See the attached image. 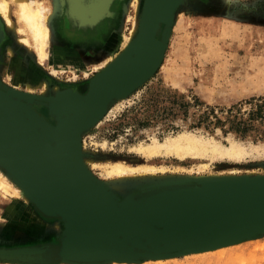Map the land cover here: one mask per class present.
<instances>
[{
    "label": "rangeland",
    "instance_id": "rangeland-1",
    "mask_svg": "<svg viewBox=\"0 0 264 264\" xmlns=\"http://www.w3.org/2000/svg\"><path fill=\"white\" fill-rule=\"evenodd\" d=\"M39 1L46 7V13H50L48 22L52 28L54 22L62 18L57 1ZM69 1L68 18L78 23L75 25L79 30L95 28L89 33L99 40V30H104L110 22L116 20L113 22L116 28L108 39L100 38L93 44H80L78 40L63 43L52 38L47 47L48 56L43 61L33 50L18 44L19 35L9 30L11 40L18 45L17 56H31L35 62L32 78L25 71L34 82L30 86L32 92L24 85L18 91L47 98L55 96L49 88L60 86L62 90L86 94L90 80L97 77V69L103 62L114 54L118 56L117 49L126 48L128 39L123 38L131 34L132 18L138 16L133 6L136 0H98V4L95 3L97 0H80L78 4L81 2L82 7L78 6L77 10L73 8L77 0ZM144 3L145 0H139V10H143ZM90 6H100L101 14L94 16L88 12ZM12 17L17 23L15 6H12ZM17 74L21 76L22 73ZM0 82L11 88L9 73L1 72ZM45 83L48 85H43ZM176 93L190 103L185 115L146 120L155 109L148 106V100L151 99V104L152 99L160 100L161 106L171 107L170 101ZM196 98L200 102L196 103ZM206 105L223 109L239 106L241 116L250 124L246 134L242 136L226 130L228 125L194 127L196 113L204 110ZM45 111L47 114L43 108L44 115ZM225 116L220 114L223 119ZM181 135L214 141L225 147L239 144L245 153L237 160L227 156L213 159L210 155L180 158L164 153L148 158L136 150L155 142L164 144ZM81 143L88 170L121 201L141 189L170 180L264 177V0H183L176 11L159 69L133 93L115 100L105 115L82 134ZM115 162L133 167L154 166L158 170L156 174L112 179L106 175L104 165ZM2 176L16 185L4 170ZM22 202L21 199L15 202L0 199V247H23L49 242V239H54L57 244L56 239L63 230L57 219L45 220L32 204L31 209L34 207V214L42 223L34 217L27 224L30 214L24 208L21 213H8L18 206H25ZM226 248L229 249L225 254L209 255L205 260L194 257L196 253L174 258L179 264H264V235ZM155 260L142 259L130 264H147Z\"/></svg>",
    "mask_w": 264,
    "mask_h": 264
},
{
    "label": "water",
    "instance_id": "water-1",
    "mask_svg": "<svg viewBox=\"0 0 264 264\" xmlns=\"http://www.w3.org/2000/svg\"><path fill=\"white\" fill-rule=\"evenodd\" d=\"M149 1L150 20L142 43L140 40L131 45L111 63L114 85L100 89L105 91L97 104L92 97L98 88L95 94H82L84 105L76 106L58 94L45 98L0 82V91L34 107L44 128L11 120L16 108L0 106V127L5 129L2 138L6 132L11 133L17 148H13L14 153L5 144L9 142H3L2 168L39 213L58 219L63 226L55 248L0 249V262L104 264L109 263V258L138 262L215 250L264 235V177L170 180L141 189L121 201L91 174L83 161L82 134L105 115L115 100L130 95L148 81L163 61L175 14L183 0H168L169 12L156 24L154 33L157 0ZM148 50L152 54L144 64L122 82L125 74L135 71ZM43 108L47 116L42 113ZM74 143L75 155L70 151ZM172 200L178 205L169 214Z\"/></svg>",
    "mask_w": 264,
    "mask_h": 264
},
{
    "label": "bare ground",
    "instance_id": "bare-ground-1",
    "mask_svg": "<svg viewBox=\"0 0 264 264\" xmlns=\"http://www.w3.org/2000/svg\"><path fill=\"white\" fill-rule=\"evenodd\" d=\"M78 1L76 0V4L73 6L76 10L79 9L78 6H80V3L78 4ZM103 1V0H101ZM111 2V1H110ZM139 0H136L133 2V6L136 9V13L138 16L136 18H132L134 22V27L131 30V34L128 37L124 36V40L128 39V43L125 49H117L118 56L112 55L108 58V60L104 61L102 66L97 69L99 71L98 75L96 78H92L89 82V88L88 91L92 93L95 91L97 88V93L96 91L94 92V96L92 97V100L95 101L97 104L102 96L103 91L101 90L102 87L106 89L107 87L110 86V88L114 85H112V80H113V73H111V63L109 61H116L118 57L124 55V52L130 48L131 45L138 43L141 40V43L143 41V38L145 36L144 32L146 30V23L147 21L150 20L149 17V12H150V1L148 0L146 2V5L144 9L141 11L139 10ZM62 3V2H61ZM96 4H98L95 1ZM109 3V2H108ZM137 3V4H136ZM74 4V3H72ZM100 4V2H99ZM168 0H157V4L155 6L154 10V21H153V33L156 28V24L159 22V20H162L166 14V12H169L170 5L168 7ZM12 6L16 7V14H17V23L12 17ZM82 6H80L81 9ZM89 11L91 14L94 16L100 15L101 10L99 9L100 6H90ZM84 8V5H83ZM88 8V7H87ZM99 9V10H98ZM46 7L43 5V3L39 0H0V20L3 21V24H5L8 29L11 32L17 33L19 43L22 46L30 48L29 50H33L35 55L43 61L47 56V47L53 37L51 28L49 26V17L48 14L46 13ZM152 10V9H151ZM107 11V10H106ZM104 10V12H106ZM49 12V11H48ZM71 12V10H70ZM74 13V12H73ZM89 14V13H88ZM73 15V14H71ZM152 15V14H151ZM84 16V15H83ZM104 16V14H103ZM102 16V17H103ZM101 18V17H100ZM98 19V18H97ZM168 19V14L166 17V20ZM0 21V22H1ZM83 21V20H82ZM83 23V22H82ZM19 24V26L17 25ZM1 25V24H0ZM152 26V24L150 25ZM155 27V28H154ZM6 31V30H5ZM159 38V37H157ZM6 53H7V65L9 67L6 68V71L9 73L11 68L10 66L13 65V55H14V50L12 47L8 46L6 48ZM145 55L143 56L144 58L140 59L139 62L137 63V67L135 68V71L132 70L129 74H125L123 76V80L126 81L128 80L131 76H133L138 70L139 66H142L144 64L145 58H147L150 54H152V50H148L147 52L144 53ZM4 60V59H3ZM5 67V66H4ZM18 73H22L21 76L19 74H14V73H9V80L11 82V88L13 87L15 90H18L19 87L24 85V87L28 88L29 92H32L31 90V85L34 84L33 81H30L31 78L28 77L24 72H20V69L16 70ZM128 70H126L127 72ZM55 72V70L53 71ZM125 72V73H126ZM56 73V72H55ZM121 82V81H120ZM47 86L48 84L45 83L43 84ZM51 87V86H50ZM54 94H58L60 99H64L65 101L72 102L73 104L77 105H84L81 102L82 99V93L80 91H64L60 88V86H54L49 88ZM100 91V93H99ZM50 93V92H49ZM99 94V96H97ZM50 96V95H49ZM102 96V97H101ZM0 106L2 107H14L16 108V115L12 114L11 115V120H15L17 122H29L30 124H36L37 126L43 128V123L38 119V117L35 115V110L34 107L26 103L24 101L15 99L14 97L8 95L5 91H0ZM20 107V108H19ZM4 118V117H3ZM16 122V123H17ZM15 124V123H14ZM12 124V125H14ZM15 126V125H14ZM5 131L4 127H0V147L5 148V144L9 146L10 148L12 147V152L15 153V150L13 148H16V143H13L11 133L7 134L5 133L6 137L3 136L2 138V132ZM72 135V132H70ZM70 137V136H69ZM5 140H7L9 143L5 144L3 143ZM72 142H75L73 139ZM76 143L72 144V147L70 148V151L74 155L76 154ZM137 152L140 154L148 157V158H153L156 155H161V154H174L177 155L180 158H185L187 155H194V156H208L210 155L211 158H216V157H224L227 156L230 159H240L245 151L244 149L239 145L232 143L231 146L225 147L220 145L217 142L214 141H204L202 139H198L194 136L191 135H181L180 137L172 138L169 139L166 143H152L148 144L145 146H140L136 148ZM19 151V150H18ZM17 153V152H16ZM220 155V156H219ZM69 158H67L68 162ZM3 162L1 161L0 158V199L4 202H11V201H17V199L24 200L25 206L23 207L18 206L17 208H14L13 211H8V213L11 214H17V212H29V217L27 220V224H30V220L36 217V219L42 223L39 218V216H36L34 214V207L31 209V204L29 203L28 196L25 194L19 187L16 185L11 184L10 182L5 179L4 176H2V171H3ZM21 163V161H20ZM3 164V165H2ZM104 169L106 172V175L112 179L114 178H119V179H124L129 176H136V175H147V174H156L158 168L154 166H137L133 167L130 165L125 164L124 162H115L112 164H106L104 165ZM9 178V177H8ZM176 200V199H175ZM22 202V203H24ZM178 205V202L173 201L169 207V210L166 212L169 214L173 213L174 208ZM24 208V211L23 209ZM27 212V213H28ZM164 212V211H162ZM7 213V214H8ZM41 215V214H40ZM14 216V215H13ZM46 219V218H45ZM19 220V218H18ZM39 226H44L43 224H39ZM264 232V231H263ZM238 245V244H237ZM231 247V246H230ZM226 248V247H225ZM220 248V250H204L200 252H194L197 255H194L197 259H202L205 260L209 255H223L226 253V250L229 248ZM200 253H205V254H200ZM193 255V254H192ZM130 260L128 259H120V258H109L108 262L109 263H104V264H130L133 262H129ZM179 264L176 262V259L173 257H161L158 258L157 260L153 262H148L147 264ZM6 264H14V263H6ZM19 264V263H18ZM62 264H86V263H78V262H72V261H64Z\"/></svg>",
    "mask_w": 264,
    "mask_h": 264
},
{
    "label": "flooded vegetation",
    "instance_id": "flooded-vegetation-1",
    "mask_svg": "<svg viewBox=\"0 0 264 264\" xmlns=\"http://www.w3.org/2000/svg\"><path fill=\"white\" fill-rule=\"evenodd\" d=\"M57 5L60 10V14L62 15L61 19H57L52 28V34L54 39H58L60 42L68 43L70 41H77V43L80 44H93L97 41H100L101 39H108L109 35L112 33V31L116 28V23L110 22L108 24V27H105L104 30H99V40L95 39V36L91 35L92 33H89L93 31L95 28L92 29H84V31L79 30V28L76 27L78 23H74L70 21L68 18L67 12L70 10V1L69 0H56ZM62 2V3H61ZM1 21V20H0ZM0 73H8L6 71V68L9 67L7 65V53L6 48L8 46L12 47L14 50L13 55V65L10 66L11 70L9 73H14L17 75L16 70L20 69V71H26L29 73L30 77L32 78V74L34 71V60L29 58L19 57L17 56V48L15 47L14 41L11 40V35L9 33L8 27L3 24V21L0 22ZM76 24V25H75ZM75 26V27H74ZM6 30V31H5ZM101 33V35H100ZM12 34V33H11ZM70 34V35H68ZM13 36V35H12ZM102 41V40H101ZM18 46V45H17ZM23 58V59H22ZM4 59V60H3ZM25 61V62H24ZM5 66V67H4ZM35 72V71H34ZM45 115L46 111L44 112Z\"/></svg>",
    "mask_w": 264,
    "mask_h": 264
},
{
    "label": "trees",
    "instance_id": "trees-1",
    "mask_svg": "<svg viewBox=\"0 0 264 264\" xmlns=\"http://www.w3.org/2000/svg\"><path fill=\"white\" fill-rule=\"evenodd\" d=\"M152 100V104L151 99L148 100V106L155 109L152 115L147 116L146 120H152L153 118L158 117L164 118L170 115H185L190 105V103L185 101V97L183 95H179L178 93L173 95L170 101V103L172 104L171 107L161 106L160 100ZM197 102H200L198 98H196V103ZM220 114H225V119L220 117ZM195 118L196 120L194 127H201L202 125H206V127L208 128L211 125H214V127L222 128L228 125L229 127L226 130H231L242 136L246 134L250 126V124L248 123L249 121L241 116L239 106H233L229 109H223L220 107H211L206 105L204 110L196 113Z\"/></svg>",
    "mask_w": 264,
    "mask_h": 264
},
{
    "label": "crops",
    "instance_id": "crops-1",
    "mask_svg": "<svg viewBox=\"0 0 264 264\" xmlns=\"http://www.w3.org/2000/svg\"><path fill=\"white\" fill-rule=\"evenodd\" d=\"M17 42H18V44H20L18 39H17ZM14 44H15V47H18V46H17V43L14 42ZM19 46H20V45H19ZM37 212H38V211H37ZM38 213H39V212H38ZM39 214H41V213H39ZM41 216H42V217H45V216H43L42 214H41ZM45 218H46L45 220H47V219L54 220V219H55V218H48V217H45ZM57 220H58V219H57ZM56 240H57V239H56ZM56 243H57V244H55L54 239H49V242H44V243H34V244L26 245V246H23V247L7 246V247H0V249H17V248H28V247H34V246L43 247V248H45V247L55 248L56 246L59 245L58 241H56ZM8 263H10V262H8ZM24 264H25V263H24ZM26 264H27V263H26ZM53 264H55V263H53Z\"/></svg>",
    "mask_w": 264,
    "mask_h": 264
}]
</instances>
